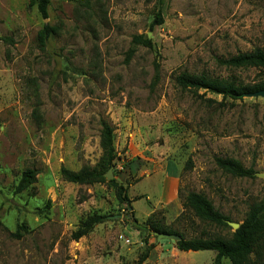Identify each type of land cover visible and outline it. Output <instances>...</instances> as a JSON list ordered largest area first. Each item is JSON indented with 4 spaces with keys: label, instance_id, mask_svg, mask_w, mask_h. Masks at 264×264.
Instances as JSON below:
<instances>
[{
    "label": "rangeland",
    "instance_id": "1",
    "mask_svg": "<svg viewBox=\"0 0 264 264\" xmlns=\"http://www.w3.org/2000/svg\"><path fill=\"white\" fill-rule=\"evenodd\" d=\"M30 1L0 0V264H138L144 253L141 264H214V251L156 241L145 221L187 239L229 238L231 226L199 220L184 196L204 194L234 223L264 199V98L232 100L174 80L264 81V67L218 62L264 48V0H49L46 19ZM45 23L58 32L41 48ZM137 34L152 48L133 46ZM101 119L115 153L99 169L104 180H64L62 167L97 165ZM217 157L253 177L224 172ZM29 168L36 181L18 190ZM112 179L129 201H118ZM92 215L103 219L74 240Z\"/></svg>",
    "mask_w": 264,
    "mask_h": 264
},
{
    "label": "trees",
    "instance_id": "2",
    "mask_svg": "<svg viewBox=\"0 0 264 264\" xmlns=\"http://www.w3.org/2000/svg\"><path fill=\"white\" fill-rule=\"evenodd\" d=\"M38 14L46 19L48 15L49 0H31ZM162 16L158 12L154 23L161 24ZM58 32L56 25L45 23L37 33L39 46L44 47L46 41ZM132 45H142L152 48L149 38L141 34L134 35L131 41ZM133 52L130 48L127 55ZM218 62L233 68L241 67H264V48H255L249 52H239L228 58H219ZM264 73V71H263ZM175 83L182 89H204L223 98L228 97L232 100L240 99L244 96H252L258 90L264 89V81L246 85L236 82L231 78H210L204 75L189 74L181 72L175 76ZM99 146L101 155L95 167L84 166L78 171H71L62 167L60 174L64 180L78 184H92L103 181V174L100 168H109L115 158L113 148V128L110 123L104 119L100 120ZM217 166L224 172L237 177H253V170L245 168L242 163L231 157L215 158ZM37 170L34 168L26 169L22 172L18 181L17 188L21 190L33 184L36 181ZM116 189L117 199L120 203H126L128 200L126 189L118 184L114 179L109 181ZM183 208L189 209L199 220L215 224L217 226L229 227V219L220 211L214 208L211 201L202 193L189 191L183 199ZM127 204V208H128ZM103 219L101 215H92L81 222V225L72 233V238L78 240L85 236L87 232L96 223ZM145 223L149 225L152 232L172 233L180 236V240L175 242L176 249L179 251H201L211 250L215 252L214 264H221V259L226 258L230 264H264V199L250 205L243 220L238 223L237 229L231 232L229 238L221 236L215 237H193L185 238L177 231L164 227L157 221H152L151 216L147 217ZM144 253L137 261L141 264L146 257Z\"/></svg>",
    "mask_w": 264,
    "mask_h": 264
},
{
    "label": "water",
    "instance_id": "3",
    "mask_svg": "<svg viewBox=\"0 0 264 264\" xmlns=\"http://www.w3.org/2000/svg\"><path fill=\"white\" fill-rule=\"evenodd\" d=\"M252 96H260L262 98H264V89H261V90H258L256 92H254L252 94ZM257 175L261 176V177H264V173H257ZM105 177L106 179H111L112 175L110 172H107L105 174ZM128 209L130 210L131 207L129 206ZM228 225L231 226L234 230L237 229L238 227V223H234V222H231V221H227ZM153 235L156 236V241H159V240H173L174 242L180 240V236L177 235V234H172V233H161V232H153Z\"/></svg>",
    "mask_w": 264,
    "mask_h": 264
}]
</instances>
